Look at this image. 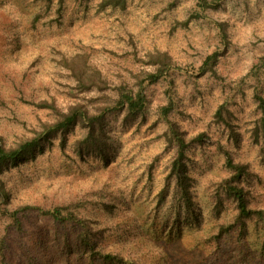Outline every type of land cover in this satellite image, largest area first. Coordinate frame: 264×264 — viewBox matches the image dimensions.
Here are the masks:
<instances>
[{
  "label": "rangeland",
  "instance_id": "374dc122",
  "mask_svg": "<svg viewBox=\"0 0 264 264\" xmlns=\"http://www.w3.org/2000/svg\"><path fill=\"white\" fill-rule=\"evenodd\" d=\"M60 1L0 0V138L9 146L22 137H30L40 126L39 120H52L50 110L43 109V103L55 102L63 107L73 102L69 89L75 81L60 65L63 57L87 53L104 76H110L117 84L120 74H127L134 66L131 64L136 50L123 41L134 36L140 56L144 51L162 49L174 57L182 70L173 72V87L171 79L162 80L152 88L154 101L147 122L140 131L134 123L127 134L124 133L123 155L109 167L94 157L86 162L67 159L55 141L54 146L37 159L19 164L3 175L10 191L7 203L0 200V240L5 237L8 242L4 251L6 264H26L21 245L26 250L29 246L35 252L33 240L44 239L47 234L44 264H71L67 262L63 230H58L60 237L57 238L54 225L39 215L32 213L29 220L23 219V234L13 228L6 233L8 214L26 205L49 210L59 204L78 201L94 203L101 194L114 203L120 196L127 201L129 216L138 220V226L143 225V215L153 209L162 189L168 164V154H163L160 142H154L164 134V124L151 126L158 120V104L165 102V93L172 89L175 93L172 116L188 138L208 133L213 141L230 146L237 161L250 163L262 181L256 184L262 199L251 204L264 207V157L260 146L254 145L251 138V130L259 116L253 99L256 85L264 95V0H127L125 10L112 6L103 8V0H64L63 6ZM202 2L205 6H200ZM220 24L228 25L227 42L222 38ZM215 53L218 54L215 67L202 73L200 68L207 57ZM259 68L258 84L253 72ZM79 97L88 106L110 103L109 90L102 91L97 87L86 90ZM225 102L236 114L234 124L241 135L235 146L230 145L213 122L214 114ZM81 134L79 131L71 142ZM206 142L205 147H195L189 153L198 183L196 197L204 218L201 228L195 225L198 227L195 233L202 239L215 234L220 225L232 223L236 216L230 203L218 219L209 216L212 200L207 185L226 176L227 171L216 145ZM67 152L74 157L71 145ZM160 153L163 156L155 179L148 187L140 168L144 159L151 161ZM136 154L138 157L129 164V159ZM116 205L120 213L117 215H110L93 204L81 207L80 211L95 224L106 226L121 218L122 207L118 202ZM250 225L245 240L240 239L237 229L222 240L223 248L229 250V264H236L238 258L243 257L238 250L245 246L259 251L256 257L247 256L245 264H258L264 260L259 254L264 245V231ZM126 229L117 231L122 234ZM128 233L126 231L124 237L131 240ZM114 240L108 232L103 246L119 248ZM191 242L195 244L193 239ZM70 243L74 264L81 251L72 240ZM205 248L202 251L208 255L209 247ZM77 264H88V260L81 258Z\"/></svg>",
  "mask_w": 264,
  "mask_h": 264
},
{
  "label": "trees",
  "instance_id": "16d2710c",
  "mask_svg": "<svg viewBox=\"0 0 264 264\" xmlns=\"http://www.w3.org/2000/svg\"><path fill=\"white\" fill-rule=\"evenodd\" d=\"M126 1L103 0L101 7L112 6L125 10ZM60 2L63 6L64 0ZM200 6H205V3L202 2ZM219 27L223 40L227 42L228 25L220 24ZM123 41L136 50L131 64L136 68L132 66L127 74H120L117 84L110 76L109 78L104 76L93 64L89 54H77L72 58L63 57L59 63L75 81V85L69 89L73 102L63 107L57 106L55 102L43 103V109L50 110L52 120H39L40 126L33 130V134L30 137H22L13 146H9L0 138V200L7 203L10 199V191L3 175L19 164L37 159L54 146L55 141H58L60 153L67 159L86 162L94 157L105 167H109L123 155L125 149L123 137L130 126L137 123L136 130L140 131L141 126L147 122L154 101L152 88L162 80L171 79L170 85L173 87L175 84L173 72L182 70L167 51L162 49L144 51L140 56L134 36H131V40L124 38ZM262 61L264 62V58ZM217 62V53L208 56L200 71L202 73L212 71ZM260 69L253 72L258 84ZM94 87L102 91L109 90V104L88 106L86 102L80 100L79 96ZM174 94L173 89L165 93L167 99L164 103L158 104L156 111L158 120L151 126L155 128L160 123L164 124V134L154 142H160L163 154H168V164L162 189L157 194L156 202L154 200L153 209L143 215V225L138 226V220L131 218V214L129 216L127 201L120 196L116 197L115 201L122 207L123 212L116 225L99 226L82 215L81 207L88 204L100 206L110 215L120 214L116 202H108L101 194L99 200L94 203L78 201L69 205L59 204L49 210L33 205L23 206L8 214L9 228L7 227L6 233L9 234L11 232L9 229L13 228L18 234H23V219L29 220L33 213L54 225L57 238L60 237L58 230H63L67 262L71 264L74 261L71 256L73 253L71 240L77 245L78 251H81L74 264L79 263L81 258L88 260V264H229V250L224 249L222 244L225 237H230L233 230L237 229L240 239L245 240L250 233V223L253 224V228L264 231V207H253L251 204L262 199V194L256 189V184L262 181L251 164L237 161L231 147L223 145L222 141H213L205 132L188 138L187 133L172 116L175 111ZM253 99L259 116L251 130V138L254 145L260 146L261 156L264 157V95L260 93L258 85L253 91ZM235 118L236 114L228 102L222 104L213 117V122L231 146L238 145L241 137L234 124ZM79 131L82 132L81 136L71 142V138ZM207 140L210 144L216 145L218 153L224 159L223 168L227 171L226 176L207 185L212 200L209 216L218 219L227 203L234 206L236 216L232 223L220 225L215 234H209L202 239L195 233L198 227H202L204 218L196 197L195 186L198 183L189 153L195 147H205ZM70 145L74 157L67 152ZM163 154L156 155L151 161L144 159V165L140 169L142 177H146L148 187L152 186ZM137 157L136 154L128 163L132 164ZM122 227H127L126 231L130 232L128 235L131 240L124 237L126 231L122 234L117 231L123 230ZM108 232L110 238L115 239L120 245L119 248L108 249L103 246V239ZM47 236L49 234L44 236V239L41 237L33 240L35 252L31 251L29 246L26 250V247L21 245L26 264L46 262ZM191 239L195 244H192ZM7 243L5 237L0 240L1 264H6L4 251L7 249ZM206 246L209 247L208 255L202 251L207 249ZM238 251L243 257L238 258L236 264H245L247 256L256 257V253L259 252H254L247 246ZM259 254L260 258L264 257V245ZM258 264H264V260Z\"/></svg>",
  "mask_w": 264,
  "mask_h": 264
}]
</instances>
